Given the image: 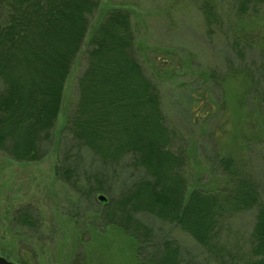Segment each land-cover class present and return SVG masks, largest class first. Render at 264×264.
Instances as JSON below:
<instances>
[{
    "label": "rangeland",
    "instance_id": "1",
    "mask_svg": "<svg viewBox=\"0 0 264 264\" xmlns=\"http://www.w3.org/2000/svg\"><path fill=\"white\" fill-rule=\"evenodd\" d=\"M94 1L88 32L38 157L21 161L0 150V256L17 264H154L163 242L171 240L182 260L220 264L177 224L152 213L133 214L151 238L133 222L124 227V217L113 209L116 200L149 176L132 156L102 163L71 138L69 120L92 30L113 10L126 11L135 56L159 90L165 121L178 133L176 145L188 151L189 188L218 187L224 181L218 158L243 154L257 160L264 199V104L261 94L246 95L253 82L254 88H264V3L240 13L238 0ZM204 10L219 15L213 33ZM67 168L72 172L63 174ZM253 222V211L236 216L228 225L229 241L247 249Z\"/></svg>",
    "mask_w": 264,
    "mask_h": 264
},
{
    "label": "trees",
    "instance_id": "2",
    "mask_svg": "<svg viewBox=\"0 0 264 264\" xmlns=\"http://www.w3.org/2000/svg\"><path fill=\"white\" fill-rule=\"evenodd\" d=\"M97 2L0 0V80L4 84L0 150L13 158L27 161L38 157L88 32L87 13ZM238 3V12L245 13L248 5L264 0ZM203 12L208 32L213 33L210 27L219 25V15ZM87 44L86 66L77 81L78 96L68 129L71 138L97 154L102 163L114 164L132 156L134 164L149 176L136 180L116 200L119 204L113 209L124 217V227L133 222L137 229H148L151 238L149 228L133 214L152 213L177 224L220 264H237L238 260L264 264V199L257 160L243 154L221 156L217 165L223 183L215 188H189L188 151L176 145L178 133L165 121L159 90L135 56L129 14L110 12L94 27ZM254 84L248 85L246 95L261 94L260 104H264V88L258 90ZM66 172L71 173L72 168L63 174ZM247 211L254 212V222L244 250L227 235L229 223ZM180 254L179 246L166 240L154 256V264H201L182 260Z\"/></svg>",
    "mask_w": 264,
    "mask_h": 264
},
{
    "label": "water",
    "instance_id": "3",
    "mask_svg": "<svg viewBox=\"0 0 264 264\" xmlns=\"http://www.w3.org/2000/svg\"><path fill=\"white\" fill-rule=\"evenodd\" d=\"M100 198H104V197L100 196ZM0 264H17V263L9 261L8 259L0 256Z\"/></svg>",
    "mask_w": 264,
    "mask_h": 264
}]
</instances>
